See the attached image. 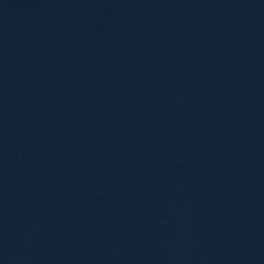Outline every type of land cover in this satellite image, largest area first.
I'll use <instances>...</instances> for the list:
<instances>
[{"label": "water", "instance_id": "1", "mask_svg": "<svg viewBox=\"0 0 264 264\" xmlns=\"http://www.w3.org/2000/svg\"><path fill=\"white\" fill-rule=\"evenodd\" d=\"M0 264H264V0H0Z\"/></svg>", "mask_w": 264, "mask_h": 264}]
</instances>
